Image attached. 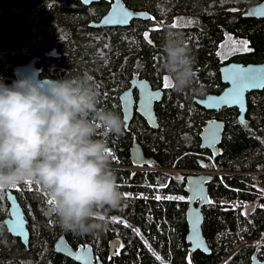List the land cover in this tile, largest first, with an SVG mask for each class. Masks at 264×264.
Instances as JSON below:
<instances>
[{"label":"trees","instance_id":"trees-1","mask_svg":"<svg viewBox=\"0 0 264 264\" xmlns=\"http://www.w3.org/2000/svg\"><path fill=\"white\" fill-rule=\"evenodd\" d=\"M127 6L147 11L154 20H134L127 27L96 29L110 3L85 6L80 0H0V78L11 85L14 67L39 57L42 77L63 79L88 72L100 91V106L124 120L120 95L134 76L163 89L156 104L159 128H151L137 112L121 136L106 138L114 151L117 180L128 193L118 210L109 212L107 230L79 235L64 231L44 215L47 202L35 190H17L30 231L29 245L14 237L5 219L10 214L7 190L0 193V264H79L55 251L65 235L77 248L92 245L105 264H163L147 247V237L169 264H251L254 253L264 259V208L245 213L243 207L212 202L203 208V231L210 254L192 252L187 242V200L135 197V193L186 197L185 171H210L209 193L214 199L264 202V89L248 94L245 123L236 108L210 111L196 98L221 93L226 87L220 68L227 63H264V20L247 18L248 9L264 0H124ZM181 20H192L185 25ZM178 23L173 28L171 25ZM183 34L191 50L196 86L202 94L176 93L164 87L161 70L167 31ZM148 32V39L144 33ZM227 36L248 41L251 51L220 56ZM219 53V55H218ZM226 123L218 156L201 148L200 134L210 120ZM143 147L148 170L132 164L130 150ZM117 159L119 162H117ZM123 248L110 256L109 242ZM111 257V259H110Z\"/></svg>","mask_w":264,"mask_h":264},{"label":"clouds","instance_id":"clouds-1","mask_svg":"<svg viewBox=\"0 0 264 264\" xmlns=\"http://www.w3.org/2000/svg\"><path fill=\"white\" fill-rule=\"evenodd\" d=\"M162 48L171 89L202 94L183 34L169 29ZM100 104L88 72L42 82L24 76L11 85L0 78V191L31 182L46 199L44 215L79 235L107 230V214L124 200L106 138L123 135L126 125Z\"/></svg>","mask_w":264,"mask_h":264},{"label":"water","instance_id":"water-1","mask_svg":"<svg viewBox=\"0 0 264 264\" xmlns=\"http://www.w3.org/2000/svg\"><path fill=\"white\" fill-rule=\"evenodd\" d=\"M83 5L91 6L94 3L102 0H80ZM110 3L108 12L98 21L90 22V26L96 29L102 28H115L127 27L134 20H154V17L147 11H138L131 9L127 6L124 0H105ZM119 3L122 11L133 13L126 23H104L106 18L114 10V5ZM146 14V15H138ZM247 18H256L264 20V1L251 6L244 14ZM233 69H243L253 72L261 86L245 88L240 96L239 101L224 103L221 101L231 93L234 88L233 84ZM43 69L39 66V57H34L24 64H18L14 67L15 78L24 76H31L37 79V82H42L46 77H42ZM221 80L226 85L224 90L218 94H208L203 98H196L195 101L206 110L219 111L223 108L233 109L239 111V121L245 123L248 113V94L252 92L262 91L264 89V63L258 64H243L230 62L224 64L220 68ZM50 79V78H49ZM137 92V97H136ZM159 94L155 98H151L148 103L147 110L143 107L146 99L153 97L154 94ZM125 96L128 97V103H125ZM164 97L163 89H154L147 79H142L139 76H134L130 81V87L125 89L120 95V102L124 122L126 128H129L131 121L137 112L146 123L153 129L159 128V119L156 112V104L160 103ZM226 123L222 120L214 119L208 121L202 128L201 148L209 150L213 156H218L220 153V145L223 141ZM214 133V136L212 135ZM131 161L134 166H147L150 160L146 157L143 147L140 144H134L130 150ZM214 178V173L210 171H195L191 172L185 180V193L188 196V208L186 211V220L188 224L187 242L190 245L192 252L201 251L210 254V247L206 240L203 231L204 212L203 208L212 203V198L209 193V184ZM7 200L9 203L10 214L5 219V224L9 232L14 236L21 239L22 243L26 246L29 245L30 231L28 228V220L25 212L18 201L17 195L13 190H7ZM211 201L208 203L207 201ZM122 241L114 238L109 242L110 256H114L121 248L119 245ZM116 246V247H114ZM55 251L61 253L79 264H105L100 256L96 255L95 249L92 245H80L74 248L68 241L65 235H60L54 243ZM80 257V258H78ZM251 264H264V260H260L255 253L252 258Z\"/></svg>","mask_w":264,"mask_h":264},{"label":"snow or ice","instance_id":"snow-or-ice-1","mask_svg":"<svg viewBox=\"0 0 264 264\" xmlns=\"http://www.w3.org/2000/svg\"><path fill=\"white\" fill-rule=\"evenodd\" d=\"M133 13H129V12H126V11H122L121 10V6L119 5V3L117 2L115 5H114V10L113 12L110 14V16L108 18H106V20L104 21V23H126L128 18L130 16H132ZM138 15H146V14H138ZM179 23H183L185 25H190L192 23H194V21L192 20H181ZM178 26V23H173L171 25V27L175 28ZM144 38L146 40H148V43L151 44V40L148 39V32H145L144 33ZM229 39H231L229 37ZM234 44H239L240 47L239 48H234L233 50L234 51H251L252 49H250L248 47V41L246 40H243V41H233ZM223 47V45L221 46ZM219 55V53H218ZM232 73L234 74L232 79H233V84H234V88L232 89L231 93H229L228 95H226L225 97H222L221 98V101L224 102V103H230V102H237L239 101L240 99V96L243 92V90L245 88H248V87H256V86H261L260 85V82L258 80V78L253 75V72L252 71H249V70H243V69H233ZM99 87V85H98ZM164 87L165 88H171V83L169 81V78L167 76L164 77ZM159 94H154L153 97H150L149 99H146L145 101V104L143 105V107L145 108V110H147V107H148V103H149V100L151 98H155V96H158ZM125 100V103L127 104L128 103V97L125 96L124 98ZM212 135L214 136V133H212ZM108 154L110 156L113 157V159H116V157L113 156V153L111 152V150L109 149V152ZM117 162L118 159H117ZM27 184L29 185V190H31V182H27ZM19 191V189H17ZM3 191H0V193H2ZM125 198H127V194H125ZM157 200L161 199L160 196H157L156 197ZM167 199L171 200V199H180V200H183L184 197H179V198H176V197H167ZM208 203H211V201H207ZM116 247V246H114ZM119 248H123V245H119ZM114 255L118 254V251L117 252H114L113 253ZM80 258V257H78ZM111 259V257H110ZM188 264H192L191 262V255L189 254L188 256Z\"/></svg>","mask_w":264,"mask_h":264},{"label":"rangeland","instance_id":"rangeland-1","mask_svg":"<svg viewBox=\"0 0 264 264\" xmlns=\"http://www.w3.org/2000/svg\"><path fill=\"white\" fill-rule=\"evenodd\" d=\"M98 20H100V19H98ZM98 20H96V21H98ZM229 37L231 39H229ZM233 41H243V40L234 38L233 36H227L226 37V39L222 43L223 47H220V50H219L220 56L224 60L230 58L234 54L245 52V51H234L233 49L234 48H239L240 45L239 44H234ZM185 172L189 175L191 172H195V171H185ZM261 187L264 190V187L262 185H261ZM14 189L29 190V185L28 184L21 185V186H18L16 188H13V189H10V190H14ZM7 190H9V189H7ZM31 190H35L36 191L34 185H31ZM125 194H128V193H124V195ZM132 195L135 196V197H146V198H156L157 196H160L161 199H167V197L170 196V195H160V194H157V193H135V194H132ZM171 197L179 198V197H184V196L177 195V196H171ZM187 199H188V197L186 196V197H184L183 200H180V199H175V200L184 201V200H187ZM213 201L216 202V203L228 204V205H232V206H241V207H243L244 212L247 213V214L251 213L254 209H256L259 206L264 208V202H260V201L242 202V201H238V200H225V199H214ZM142 237L144 239V242L147 244V247L150 248L152 253L158 259H160L162 261L161 263L169 264L164 258L161 257L160 253H158L156 251V249H153V247L150 244V242L148 241L147 237H145L144 235H142ZM119 251L120 250H118V253H119Z\"/></svg>","mask_w":264,"mask_h":264},{"label":"built area","instance_id":"built-area-1","mask_svg":"<svg viewBox=\"0 0 264 264\" xmlns=\"http://www.w3.org/2000/svg\"><path fill=\"white\" fill-rule=\"evenodd\" d=\"M110 150H111V152L113 153V156H114V151H113L112 149H110ZM111 159H112V166H118V165L114 162L115 159H113L112 156H111Z\"/></svg>","mask_w":264,"mask_h":264},{"label":"crops","instance_id":"crops-1","mask_svg":"<svg viewBox=\"0 0 264 264\" xmlns=\"http://www.w3.org/2000/svg\"><path fill=\"white\" fill-rule=\"evenodd\" d=\"M186 195H187V194H186ZM187 197H188V196H187ZM187 202H188V199H187ZM186 211H187V210H186ZM254 254H255V253H254ZM254 254H253V255H254ZM252 258H253V256H252ZM251 262H252V261H251Z\"/></svg>","mask_w":264,"mask_h":264},{"label":"flooded vegetation","instance_id":"flooded-vegetation-1","mask_svg":"<svg viewBox=\"0 0 264 264\" xmlns=\"http://www.w3.org/2000/svg\"><path fill=\"white\" fill-rule=\"evenodd\" d=\"M136 97H137V92H136Z\"/></svg>","mask_w":264,"mask_h":264}]
</instances>
